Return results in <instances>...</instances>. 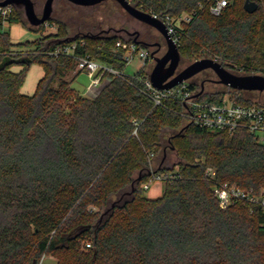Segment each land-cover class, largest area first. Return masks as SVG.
<instances>
[{"label":"trees","instance_id":"trees-1","mask_svg":"<svg viewBox=\"0 0 264 264\" xmlns=\"http://www.w3.org/2000/svg\"><path fill=\"white\" fill-rule=\"evenodd\" d=\"M213 1L134 4L190 16L179 24V49L189 63L212 56L236 72L263 73L264 0H256L254 12L245 9L246 0H228L219 15L210 11ZM8 20L44 30L15 6ZM49 21L58 30L19 43L31 48L20 54L0 19V264H39L46 255L57 264H264V207L251 210L239 201L223 208L214 192L215 181L257 190L264 184V140L247 128L229 133L190 123L174 100L154 106L132 76L108 73L95 95L79 92L67 77L75 58L46 50L77 40L78 53L123 70L125 49H116V39H134L111 30L71 35L66 20L52 15ZM35 61L45 73L35 94L22 93ZM14 62L24 70H11ZM147 65L135 74L147 75ZM221 92L204 90L201 97L215 100ZM263 97L240 94L238 100L264 104ZM168 148L179 158L171 166L164 164ZM176 165L180 176L166 181L161 196L148 197L147 168L173 171ZM208 166L215 179L206 175ZM116 199L112 213L96 224Z\"/></svg>","mask_w":264,"mask_h":264},{"label":"built area","instance_id":"built-area-1","mask_svg":"<svg viewBox=\"0 0 264 264\" xmlns=\"http://www.w3.org/2000/svg\"><path fill=\"white\" fill-rule=\"evenodd\" d=\"M129 1L134 4V0ZM227 4L228 0H214L210 5V11L215 15H219ZM139 8L143 9L142 6ZM13 9L14 5L12 4H0V19L3 22L9 19L13 13ZM150 13L166 23L170 36L179 46L181 39L179 24L182 20H189L190 16L182 14L176 17L169 14H158L153 11ZM41 25H43V31H45L48 27L56 28L58 24L47 20ZM81 43L83 44L84 41ZM78 45L79 42L77 40H70L46 50L45 53L56 58L60 56L75 58L76 70L86 72L91 78L90 88L86 94L90 95L92 92V95H95V90L104 83L108 73L121 75L125 78L132 76L141 82V90L151 98L154 106H165L168 100H174L180 105L181 115L190 123L205 126L211 130L228 131L229 133H234L239 128H247L249 131L255 133L258 139L264 140V104L256 101L246 103L238 100V96L242 94L241 92L247 90L235 89V91L233 88L227 86V90L222 91L218 99L211 100L201 97V94L198 95L197 93L200 89L194 88L190 79L183 80L170 88H157L150 79L149 73L145 76H137L135 73L132 75L125 74L123 70H118L112 65L94 58L88 52L78 53ZM115 47L116 49H125L124 57L127 63L131 58L139 55L142 60L140 68L148 64L152 59L149 49L139 46L135 39L126 41L123 38H118L116 39ZM34 52L39 53V51ZM206 175L210 179H215V168L208 166L206 168ZM179 176L178 165L175 166V170L173 171L153 172L151 178L143 184V187L145 189L149 188L150 182L153 179H164L167 181ZM214 192L223 208L239 201L249 205L251 210L256 206L264 207V184L257 190L228 182L215 181ZM90 245L91 242H87V246Z\"/></svg>","mask_w":264,"mask_h":264},{"label":"rangeland","instance_id":"rangeland-1","mask_svg":"<svg viewBox=\"0 0 264 264\" xmlns=\"http://www.w3.org/2000/svg\"><path fill=\"white\" fill-rule=\"evenodd\" d=\"M36 9L38 12H42L45 0H35ZM55 17L59 16L66 20L69 24L70 34L92 32L98 33L106 30H111L122 37H131L137 39V41H147V43H152V41H161L159 31L147 24L146 22L139 20L138 18L132 16L117 0H106L105 2L94 4V5H74L67 2L57 1L54 4L53 13ZM28 23V22H27ZM58 25L56 28H46L45 31H37L31 29L23 21H9L8 19L3 23V29L9 31L11 34L12 41L16 43L13 46V51L16 53H22L26 50L31 49L28 46H21L19 43L35 40L40 35H46L49 33H54L58 30ZM129 31V32H128ZM140 31L141 34H139ZM149 33H151L149 35ZM149 35V38H148ZM146 47L149 51L156 50L157 46L151 44ZM155 60L152 58L148 65V71H151L154 66ZM189 64L188 60L182 59L180 62V67L183 68ZM142 65V60L139 55L134 56L127 63L123 72L128 75L134 74ZM230 68V67H228ZM10 69L13 71L24 70V64L22 62H14L10 65ZM76 71V70H75ZM45 71L42 64L38 61L32 62L26 71V76L23 85L21 86V92L29 95L36 93L38 83L43 77ZM75 72H73L74 74ZM207 78L202 77H192L194 82L202 85L205 91L208 92H218L227 90V86L215 81L217 76L211 70H207ZM91 84L90 76L84 72L79 71L74 79H72V85L81 93L86 94L89 91ZM201 87V88H202ZM97 91V90H96ZM250 92H243V96L247 98H252L255 100H261L264 96L263 92L258 90H248ZM93 93L91 92V95ZM264 98V97H263ZM179 160L177 153L168 148L164 154V164L166 166H171L176 164ZM158 159H156V162ZM153 166L155 160H153ZM177 166V165H176ZM177 168V167H176ZM166 181L164 179H153L150 182L149 188L145 189V194L148 197H159L163 194L165 189ZM121 200L126 199V197H121ZM39 264H57V258L52 255L44 256Z\"/></svg>","mask_w":264,"mask_h":264},{"label":"water","instance_id":"water-1","mask_svg":"<svg viewBox=\"0 0 264 264\" xmlns=\"http://www.w3.org/2000/svg\"><path fill=\"white\" fill-rule=\"evenodd\" d=\"M79 5H94L102 0H70ZM132 16L142 20L161 32L167 41V51L162 56H157L155 50L151 51V56L155 60L152 70L149 72L150 79L157 88H170L177 83L190 79L203 70L211 69L215 72L217 78L216 82L233 89L240 90H258L264 94V74L263 73H240L228 68L222 61L212 56H204L198 58L180 71L177 69L182 60V55L179 46L174 42L168 32L166 23L155 17L152 13L139 8L136 4L129 0H117ZM55 0H45L42 12L36 9L35 0H0L1 5L12 4L16 8L22 10L24 17L32 26H39L52 16ZM259 4L256 0H246L244 7L249 12L257 10ZM109 31V30H106ZM129 32V31H128ZM144 45L149 46L150 43L143 42ZM204 87L197 93L202 94ZM150 172H157V169L147 168ZM142 170L138 176H141ZM137 179V180H138ZM135 181H132V189L135 188ZM131 193V190H126L125 194ZM119 199L113 200L110 205L106 206L100 214L97 223L100 224L113 211Z\"/></svg>","mask_w":264,"mask_h":264},{"label":"flooded vegetation","instance_id":"flooded-vegetation-1","mask_svg":"<svg viewBox=\"0 0 264 264\" xmlns=\"http://www.w3.org/2000/svg\"><path fill=\"white\" fill-rule=\"evenodd\" d=\"M106 0H102L101 2H99V3H102V2H105ZM98 4V3H97ZM148 24V23H147ZM152 26V25H151ZM137 32H139V34H141V32L140 31H137ZM151 33H149V35H150ZM149 35H148V38H149ZM159 35H160V37H161V41H152V43L151 44H154V45H156L157 46V48H156V52H155V54L157 55V56H162L166 51H167V48H168V45H167V41H166V39H165V37H164V35L161 33V32H159ZM135 39V38H134ZM135 40H137V39H135ZM143 42V41H142ZM145 42H147L146 40H145ZM152 57V56H151ZM182 68L180 67V65H179V67H178V69H177V72L178 71H180ZM207 70H211V69H207ZM207 70H203V71H201V72H199L198 74H196L194 77H202L203 76V78H207L206 76H207ZM212 72H214L213 70H211ZM215 73V72H214ZM216 75V74H215ZM203 85V84H202Z\"/></svg>","mask_w":264,"mask_h":264},{"label":"crops","instance_id":"crops-1","mask_svg":"<svg viewBox=\"0 0 264 264\" xmlns=\"http://www.w3.org/2000/svg\"><path fill=\"white\" fill-rule=\"evenodd\" d=\"M73 72H75L74 74H73ZM79 71L78 70H73L67 77L72 81V79H74V77L76 76V74L78 73ZM96 90H98V89H96ZM95 90V91H96ZM97 92V91H96ZM87 93V92H86ZM91 95V94H90Z\"/></svg>","mask_w":264,"mask_h":264}]
</instances>
